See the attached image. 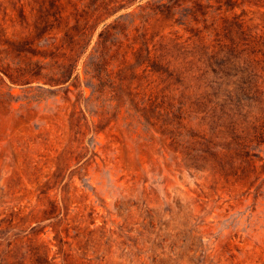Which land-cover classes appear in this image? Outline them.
<instances>
[{
	"label": "rangeland",
	"instance_id": "1",
	"mask_svg": "<svg viewBox=\"0 0 264 264\" xmlns=\"http://www.w3.org/2000/svg\"><path fill=\"white\" fill-rule=\"evenodd\" d=\"M172 1L0 0V264H264V0Z\"/></svg>",
	"mask_w": 264,
	"mask_h": 264
},
{
	"label": "trees",
	"instance_id": "2",
	"mask_svg": "<svg viewBox=\"0 0 264 264\" xmlns=\"http://www.w3.org/2000/svg\"><path fill=\"white\" fill-rule=\"evenodd\" d=\"M173 2L172 0H167V3ZM91 40V38H89V41Z\"/></svg>",
	"mask_w": 264,
	"mask_h": 264
}]
</instances>
